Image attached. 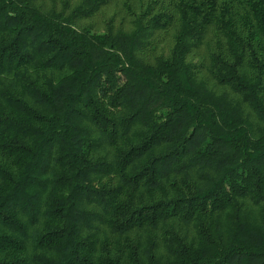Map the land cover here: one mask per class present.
<instances>
[{"label": "trees", "instance_id": "trees-1", "mask_svg": "<svg viewBox=\"0 0 264 264\" xmlns=\"http://www.w3.org/2000/svg\"><path fill=\"white\" fill-rule=\"evenodd\" d=\"M0 264H264V0H0Z\"/></svg>", "mask_w": 264, "mask_h": 264}]
</instances>
